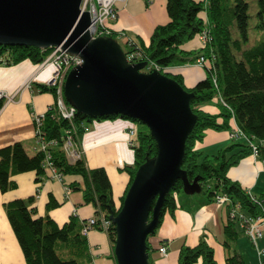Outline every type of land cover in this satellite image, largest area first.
Here are the masks:
<instances>
[{
	"label": "trees",
	"instance_id": "1",
	"mask_svg": "<svg viewBox=\"0 0 264 264\" xmlns=\"http://www.w3.org/2000/svg\"><path fill=\"white\" fill-rule=\"evenodd\" d=\"M257 4L258 21L255 29L260 34V38L249 48L246 46L251 41V3L247 0H210L208 7L200 0H167L169 23L155 29L148 45L138 41L139 50L143 55L142 62H148V66L156 65L161 73L174 79L187 92L195 95L191 107L198 117V122L187 141L182 166L189 181L193 183L197 180L201 191L211 200H214L218 194L229 196L234 204L240 203L243 210L250 215L264 213V194L260 197L255 196L262 202V205H258L251 198L249 191L229 177V171L233 167L252 155L249 146L244 142H233L221 148L216 154L209 155L197 149V144L205 139L206 132L210 129L230 131L233 115L243 131L258 140H264V0H257ZM204 11L208 13L207 22L200 16ZM204 31H208L209 39L205 47L196 53V57L197 60L202 56L208 59L209 65L205 67L207 77L193 88H187L181 75H171L166 69L190 58L192 54L186 53L182 46ZM112 38L117 40V35L114 34ZM124 46L126 48L124 51L129 49L127 43H124ZM52 51V48L0 46V56L5 58L4 63L8 66L27 60L39 65L51 55ZM143 72H146V69ZM215 76L222 97L228 105L226 107L216 103L219 108L218 114H212L204 109L217 96ZM40 89L41 92H50L56 96V88L51 85H41ZM67 103L72 105L69 101ZM3 105L4 101H0V110ZM118 118L130 120L120 116L92 118L77 112L71 123L59 115L55 103L46 112L41 127L45 142H58L49 149L53 166L63 176H81L84 179V188L78 184L72 185V188L83 193L85 203L95 207L96 215L104 214L107 219L120 212L139 167L156 158L158 154L156 141L150 130L138 123L137 143L133 147L135 162L134 165L125 166L123 169L130 175V184L121 199V205L117 207L106 169H90L84 156L75 162H70L68 153L64 149V136L65 131H71L74 144L80 149L88 123L94 120ZM262 158H264V149ZM46 159V153L39 149L35 155H30L23 143L1 148V192L6 194L16 189L17 183L12 177L27 172H35L36 182L43 183L47 176ZM181 193H184V185L182 181H178L166 197L158 229L165 215L174 214L179 208L178 195ZM34 202L35 197H31L27 200H12L4 205L26 263L92 264L89 241L87 236L82 234L85 222L72 216L67 223L59 226L49 215L36 217L37 211L32 207ZM155 203L156 201L153 206ZM58 206L57 201L51 196L47 209L50 211ZM230 206H227L229 212ZM240 232L242 231L238 225L230 219L224 229L226 248L232 247ZM107 234L114 250L117 237L114 224L108 229ZM148 248L150 251L149 244ZM179 261L180 264H217L215 251L204 236L193 247L183 245ZM227 264H245V261L241 255L235 253L228 257Z\"/></svg>",
	"mask_w": 264,
	"mask_h": 264
},
{
	"label": "crops",
	"instance_id": "2",
	"mask_svg": "<svg viewBox=\"0 0 264 264\" xmlns=\"http://www.w3.org/2000/svg\"><path fill=\"white\" fill-rule=\"evenodd\" d=\"M119 19L114 24L117 33H125L137 42L148 45L155 29L169 23L167 0H153L147 6L146 0H128L118 5ZM204 20L208 13L200 14ZM125 43V40H121ZM186 53L192 56L186 61L178 62L166 69L171 75H181L187 88H193L207 77L205 67L197 64L196 53L203 49L200 35L182 46ZM54 67L40 69L38 64L30 60L17 65L0 64V88L11 100H5L0 110V149L15 143H23L30 155H35L39 149L36 139V124L33 115L46 114L56 103V96L50 92H41V85H49ZM204 109L212 114H218L216 102L205 106ZM131 120L118 118L116 120H94L88 123L81 148L74 146L68 158L75 162L85 157L90 169H106L113 188V198L116 206L121 205V199L130 184V175L123 171L125 166L135 162L134 150L128 143V132ZM236 141L231 139L230 131L208 130L205 139L197 144V149L205 154L214 155L221 148ZM47 173L43 183H37L35 172H27L12 177L17 188L3 194L0 190V264H27L17 237L12 229L5 211V203L35 197L32 205L36 209V217L49 215L59 226H63L72 216L86 222L96 215V209L86 204L83 193L74 190L72 185L78 184L84 188L81 176H64L58 180ZM229 177L240 183L254 196L264 194V158H254L252 155L244 158L239 165L229 171ZM67 189L71 192L67 194ZM51 196L59 206L48 210ZM179 208L174 214L167 213L161 227L152 235L149 259L151 264H180V251L183 245L193 247L201 237L215 251L217 264H227L229 256L241 255L245 264H264V257L259 260L257 250L251 241L242 233L226 248L224 229L230 221L229 208L218 207L202 191L194 195L181 193L178 195ZM92 264H117L114 250L105 232L93 230L87 235ZM162 243L169 245V257L164 258L159 252ZM264 248V238L258 243Z\"/></svg>",
	"mask_w": 264,
	"mask_h": 264
},
{
	"label": "water",
	"instance_id": "3",
	"mask_svg": "<svg viewBox=\"0 0 264 264\" xmlns=\"http://www.w3.org/2000/svg\"><path fill=\"white\" fill-rule=\"evenodd\" d=\"M83 1L0 0V46L61 47L78 55L83 64L70 71L65 83V98L77 112L92 118L127 117L150 130L158 154L139 167L111 220L117 264H151L148 238L156 234L167 195L178 181L188 195L201 191L182 169L198 122L191 107L195 95L160 71L143 72L148 62L129 63L117 40H92V20L82 10Z\"/></svg>",
	"mask_w": 264,
	"mask_h": 264
},
{
	"label": "built area",
	"instance_id": "4",
	"mask_svg": "<svg viewBox=\"0 0 264 264\" xmlns=\"http://www.w3.org/2000/svg\"><path fill=\"white\" fill-rule=\"evenodd\" d=\"M128 0H84L82 4V10L84 12H89L92 20V25L89 29L92 40L98 38H112L114 34L117 35V41L121 44V40H125V44H128L129 49L125 51L127 60L131 64L140 63L143 61V55L138 47V42L132 37H128L125 33H117L114 28V24L117 23L119 19V8L120 3H124ZM147 6H151L153 0H146ZM206 4L208 7L210 0H200ZM205 12V11H204ZM205 20V22H207ZM201 39L203 40V48L206 45V42L209 39L208 31H204L200 34ZM53 51L51 55L41 64H39L40 69L53 66L54 72L52 78L49 82V85L56 88V106L58 108L59 115L73 122L75 115L77 114V109L75 106L67 103L65 98V83L68 74L72 69L83 64V60L78 55H72L67 51L62 50L61 47L52 48ZM133 50V51H132ZM1 61V60H0ZM197 64L201 67H206L208 65V59L204 56L200 57L197 60ZM146 69V72L150 73L154 70L159 71V68L150 64ZM214 83L217 88V96L215 98L216 103L223 104L228 106L225 102L220 88L218 85L217 77H214ZM5 91L0 88V101L11 100ZM45 119V114L33 115V120L36 124V139L39 144V150L46 153V172L49 173V176L58 180L63 179V175L53 166L50 161V147L56 146L57 141H52L50 143L45 142L42 133L41 127ZM231 130L230 136L231 139L236 142H244L249 146L252 156L254 158H262V150L264 149V140H258L253 136L248 135L243 131L237 124L235 116L231 118ZM131 128L128 132V143L133 148L136 145L139 125L137 122L131 120ZM74 137L71 131H65L64 136V149L67 153H70L74 148ZM71 192L70 189H67V194ZM251 198L258 205H262V202L249 192ZM214 202L218 207L230 206L229 216L232 221H234L242 233L251 241L257 250L259 260H262L264 257V248H260L258 243L264 238V213L261 215H250L245 212L240 203L234 204L229 196L218 194L214 198ZM113 225L111 219H107L104 214L95 215L93 218L85 222L82 229V234L87 236L90 231L97 230L107 233L108 229ZM159 252L164 258L169 257V245L168 243H162L159 247ZM260 264H263L260 261Z\"/></svg>",
	"mask_w": 264,
	"mask_h": 264
},
{
	"label": "rangeland",
	"instance_id": "5",
	"mask_svg": "<svg viewBox=\"0 0 264 264\" xmlns=\"http://www.w3.org/2000/svg\"><path fill=\"white\" fill-rule=\"evenodd\" d=\"M248 2L251 3V9H250V15H251V19H250V34H251V41L250 43L246 46V48L251 47L252 45H254V43L256 42V40H258L260 38V34L258 33V31L255 29V26L257 24V12H258V4H257V0L253 1V0H247ZM123 49H126L124 44L121 43ZM0 64L4 65V61L5 58L3 56H0ZM209 65V62H208ZM148 73V72H146ZM215 102V101H214ZM241 163V162H240ZM236 167V166H235ZM234 168V167H233ZM59 253H61L60 249H59Z\"/></svg>",
	"mask_w": 264,
	"mask_h": 264
}]
</instances>
